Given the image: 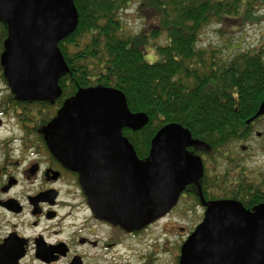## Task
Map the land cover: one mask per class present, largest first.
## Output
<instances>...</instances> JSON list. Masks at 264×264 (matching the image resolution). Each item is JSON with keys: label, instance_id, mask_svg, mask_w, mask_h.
Listing matches in <instances>:
<instances>
[{"label": "water", "instance_id": "95a60500", "mask_svg": "<svg viewBox=\"0 0 264 264\" xmlns=\"http://www.w3.org/2000/svg\"><path fill=\"white\" fill-rule=\"evenodd\" d=\"M0 20L8 31L0 65L12 94L54 104L62 95L59 79L69 72L58 44L78 25L73 0H0ZM261 116L264 100L246 124ZM147 123L119 89L90 87L65 101L43 129L51 155L79 174L93 213L130 231L168 212L203 175L201 159L187 151L198 143L177 123L155 134L140 161L122 131ZM203 205L204 219L182 244L178 264H264V204L253 210L233 200Z\"/></svg>", "mask_w": 264, "mask_h": 264}, {"label": "trees", "instance_id": "16d2710c", "mask_svg": "<svg viewBox=\"0 0 264 264\" xmlns=\"http://www.w3.org/2000/svg\"><path fill=\"white\" fill-rule=\"evenodd\" d=\"M132 2L154 17L147 16L148 26L139 34L126 36L119 16ZM73 3L78 25L74 33L58 44L69 72L59 79L62 95L54 109L61 108L79 89H119L132 113L148 117V124L140 131L123 130V136L141 158L149 152L157 131L170 123L188 130L193 142L205 150L199 154L207 158L229 144L251 137L254 124L246 125V121L257 113L264 100V45L258 51L236 52L224 59L198 48L201 31L211 23H240L241 9L250 7L247 0H73ZM247 14L246 9L244 15ZM161 31H165L167 43L154 46L153 62L147 63L144 56L148 39H157ZM212 83H218V87L207 90ZM48 108L53 111V107ZM237 169L228 170L226 180L229 179L230 185L236 184L233 197L238 196L242 206L252 210L264 203V176L259 184H240ZM231 172L236 179L230 176ZM203 185L201 181L197 186ZM222 191L225 190L221 194Z\"/></svg>", "mask_w": 264, "mask_h": 264}, {"label": "flooded vegetation", "instance_id": "af4514ba", "mask_svg": "<svg viewBox=\"0 0 264 264\" xmlns=\"http://www.w3.org/2000/svg\"><path fill=\"white\" fill-rule=\"evenodd\" d=\"M7 37L0 20V58ZM54 106L18 100L0 65V131L9 129V135L0 136V264H136L137 258L155 264L157 254H170L167 264H178L181 244L200 222L191 230L181 227L179 246L167 248V240L163 252L154 245L173 233L167 217L174 218L177 210L180 219L189 212L202 219L205 210H188L193 204L189 198L202 205L216 199L205 196L203 188V197L195 188H186L173 208L141 230H126L97 217L79 175L63 167L47 148L43 129L55 113L47 117L46 110L54 111ZM159 223L156 242L135 253L133 245L140 246L145 238L141 235Z\"/></svg>", "mask_w": 264, "mask_h": 264}, {"label": "rangeland", "instance_id": "374dc122", "mask_svg": "<svg viewBox=\"0 0 264 264\" xmlns=\"http://www.w3.org/2000/svg\"><path fill=\"white\" fill-rule=\"evenodd\" d=\"M250 4V7H243L240 12L241 22L237 21H226L222 23H211L207 27L203 28L199 35V43L198 48L205 49L210 52H215L218 58H226L228 55H232L236 52H255L264 45V0H247ZM249 10V14L244 15L245 10ZM147 16L153 18L154 15L150 12H144L140 10L139 4L137 2H132L130 6L124 10L119 16L120 22L126 36H134L139 34L143 29L147 28ZM156 19V18H155ZM154 22V20H152ZM156 24V23H153ZM148 45L146 46V55L144 56V60L147 63H152L153 55V47L156 45L162 46L167 43V35L165 31H161V34L157 39H148ZM218 87V83H212L207 87V90L212 91ZM54 111L46 110L47 117H51ZM9 127V125H7ZM7 131L8 128H5ZM0 131V136L9 135V132ZM254 132L261 133L260 138L251 139L250 142L234 144L233 149L235 150L233 153L227 156V159H235L232 164L229 163H219V158L216 157V160L208 161L206 159L205 167L208 173L211 172L209 178L213 182V186H211L209 195L211 198H216L219 196V192H216V189L225 190L222 191L224 193H229L231 198L233 197L232 193L234 191V187L236 184H229L230 181L221 178L223 172L231 171L235 168L239 172L237 174L241 175L243 178V183L245 184H253L260 182L264 176V118L260 122H258L254 127ZM241 146H247L249 149L246 154L242 155V151L240 150ZM223 152H226V149L220 150L219 155ZM239 161V162H238ZM227 166H224V165ZM236 165V167H233ZM231 175H235L234 172H231ZM217 176L220 177L217 179ZM232 182V181H231ZM258 182V184H259ZM214 195V196H213ZM243 195V194H242ZM193 204L188 206V210L193 209L192 206H197L194 204V199L189 198ZM178 211H174L171 216L167 217V219L171 218L172 224L168 225L169 231H173V233L169 236L162 238L157 244L154 246L158 247V250L165 251L163 248V243L167 242L168 246L173 247L176 250V246H179L180 235L177 233L178 230L182 227H187L188 230H191L195 223L200 222L201 217L199 214H194L193 212L185 213V216L182 217L184 219H180L177 217ZM199 213V212H198ZM161 223L151 227L147 232H144L141 236H145L143 243L140 246L133 245L135 249V253H141L145 248L146 244H153L156 242L155 239L158 237ZM147 240V241H146ZM146 241V242H145ZM170 247V248H171ZM152 249V248H150ZM175 255V251L171 249V255ZM170 254H157L155 256L156 263L155 264H167V260H169ZM143 262L139 261V258L136 259V264H142ZM175 263V262H174ZM170 264V263H169Z\"/></svg>", "mask_w": 264, "mask_h": 264}, {"label": "bare ground", "instance_id": "6f19581e", "mask_svg": "<svg viewBox=\"0 0 264 264\" xmlns=\"http://www.w3.org/2000/svg\"><path fill=\"white\" fill-rule=\"evenodd\" d=\"M55 102H56V101H55ZM196 184H198V182H197Z\"/></svg>", "mask_w": 264, "mask_h": 264}]
</instances>
